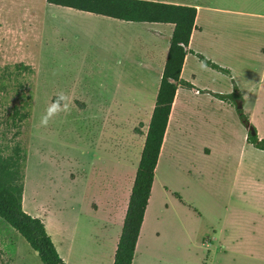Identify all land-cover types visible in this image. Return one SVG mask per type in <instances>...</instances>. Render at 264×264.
Returning a JSON list of instances; mask_svg holds the SVG:
<instances>
[{
	"label": "rangeland",
	"instance_id": "374dc122",
	"mask_svg": "<svg viewBox=\"0 0 264 264\" xmlns=\"http://www.w3.org/2000/svg\"><path fill=\"white\" fill-rule=\"evenodd\" d=\"M214 1L221 8L264 11V0ZM77 12L46 0H0V65L22 61L35 69L33 75L22 76L12 68L9 75H0V151L10 154L16 143L26 150L25 210L41 217L48 210L47 216L60 210L70 216L71 222L75 215L87 213L92 195L90 183L106 177L112 180L124 172L133 174L131 168L117 165L103 150L114 135L111 125L125 123L128 114L101 101L117 91L112 85L117 81V69L112 67L111 58L120 48L118 29ZM260 21L256 17L233 16L228 23L239 26ZM263 76L264 63L255 60L251 81L255 88L244 94L242 108L264 138V82L257 91ZM20 82L23 88L18 86ZM60 94L67 97L68 110L57 113L46 127H41V115ZM230 104L234 109L241 106L235 101ZM13 105H23L30 112L16 138V128L5 122ZM120 129L127 137V128ZM228 132L227 143L214 164L218 186L204 189L196 197V184L209 180L200 182L190 176L186 184L177 187L195 201V209L208 226L207 236L215 238L214 231L219 233L217 223L223 220L217 241L243 249L233 262L223 258L218 249L214 260L211 253L206 264H264V202L256 197L233 196L230 189L240 159L250 170L253 185L264 183V151L246 145L232 121ZM236 216L242 217L238 223L234 221ZM0 231L11 238L5 249L10 264H43L37 252L1 217ZM167 245L174 254V264H183L177 257L178 249L183 247L179 236L171 238ZM194 251L200 252L195 247ZM0 261H4L1 252Z\"/></svg>",
	"mask_w": 264,
	"mask_h": 264
},
{
	"label": "crops",
	"instance_id": "0c3cea01",
	"mask_svg": "<svg viewBox=\"0 0 264 264\" xmlns=\"http://www.w3.org/2000/svg\"><path fill=\"white\" fill-rule=\"evenodd\" d=\"M154 1L196 7L195 27L188 48L229 69L231 77L206 66L194 53H186L180 77L192 87L179 86L176 89L131 264H174V254L169 252L167 244L175 236H179L183 246L177 251L180 263L206 264L211 253L214 260L218 249L223 258L233 262L234 256L243 249L225 244L224 240V244L222 240L217 241L224 221L217 223L219 233L214 231L215 238L207 236L205 229L208 226L204 225L195 209V201L177 185L186 184L190 176L200 182L208 179L206 184H196V197L204 189L218 186L215 183L214 164L227 143L231 121L242 132L245 144L252 146L246 140L247 131L240 124L236 109L210 92L230 93L234 82L242 97L243 107L244 94L255 88L251 83L254 62L260 59L264 63V11L221 8L214 4V0ZM77 11L102 19L118 29L116 37L120 41V48L111 58L112 67L117 69V81H112L117 91L101 101L110 104L109 107L128 111V114L125 123L111 125L114 135L103 150L117 165L131 168L133 174L128 172L126 175L124 172L121 177L112 180L106 177L98 183H90L92 195L87 213L85 216L75 215L73 222L60 210L47 216L48 210L38 217L42 218L47 233L66 264H112L174 25L125 21ZM233 16L256 17L261 21L255 25H231L228 21ZM263 82L264 76L257 85V91ZM137 126L140 133L134 132ZM120 128H127V137L119 131ZM257 135L263 138L258 132ZM230 189L233 196L256 197L264 202V183L253 185L250 170L242 159L238 162L235 181ZM24 190L22 205L25 210ZM234 218L238 223L242 217ZM13 232L22 237L16 230ZM10 239L0 231L2 262L7 264L11 263L7 261L5 250ZM194 247L200 252L194 251Z\"/></svg>",
	"mask_w": 264,
	"mask_h": 264
},
{
	"label": "trees",
	"instance_id": "16d2710c",
	"mask_svg": "<svg viewBox=\"0 0 264 264\" xmlns=\"http://www.w3.org/2000/svg\"><path fill=\"white\" fill-rule=\"evenodd\" d=\"M46 2L125 21L163 22L174 25L112 263L131 264L176 89L179 86L192 87L189 82L180 77L186 53H194L203 64L229 77H231L230 71L188 48L190 35L195 27L196 7L194 6L154 0H46ZM10 68L22 76L35 74V69L31 64L19 61L12 66L0 65V75L3 76L5 73L9 75ZM23 85L24 83L20 82L18 86L23 88ZM210 93L227 103L234 101L242 103V97L234 82L230 93ZM235 109L241 124L247 131V142L264 151V138L258 137L256 129L244 114L242 105ZM29 115L30 112L23 105L11 107L9 114L5 117V122L16 128L13 133L15 138L21 133L22 124ZM252 130L254 133H251ZM134 132H141L139 126L134 128ZM26 160V150L18 143L12 147L10 154L4 155L0 151V217L37 252L43 264H66L47 233L42 218L33 216L23 209ZM0 264L7 263L0 261Z\"/></svg>",
	"mask_w": 264,
	"mask_h": 264
},
{
	"label": "clouds",
	"instance_id": "9594fccd",
	"mask_svg": "<svg viewBox=\"0 0 264 264\" xmlns=\"http://www.w3.org/2000/svg\"><path fill=\"white\" fill-rule=\"evenodd\" d=\"M67 97L63 94L57 96V99L51 101L40 117L39 124L41 127H46L49 120L61 111H67L69 104L66 102Z\"/></svg>",
	"mask_w": 264,
	"mask_h": 264
},
{
	"label": "water",
	"instance_id": "95a60500",
	"mask_svg": "<svg viewBox=\"0 0 264 264\" xmlns=\"http://www.w3.org/2000/svg\"><path fill=\"white\" fill-rule=\"evenodd\" d=\"M251 133H254V131L252 130Z\"/></svg>",
	"mask_w": 264,
	"mask_h": 264
}]
</instances>
